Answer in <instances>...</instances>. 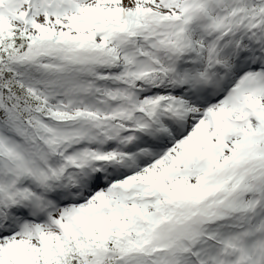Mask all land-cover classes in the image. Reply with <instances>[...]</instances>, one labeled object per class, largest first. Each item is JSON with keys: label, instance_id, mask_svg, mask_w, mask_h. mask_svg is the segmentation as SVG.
<instances>
[{"label": "snow or ice", "instance_id": "obj_1", "mask_svg": "<svg viewBox=\"0 0 264 264\" xmlns=\"http://www.w3.org/2000/svg\"><path fill=\"white\" fill-rule=\"evenodd\" d=\"M0 264H264V0H0Z\"/></svg>", "mask_w": 264, "mask_h": 264}]
</instances>
